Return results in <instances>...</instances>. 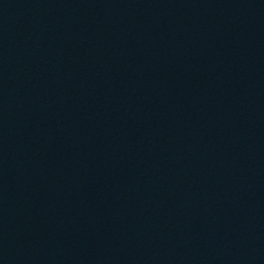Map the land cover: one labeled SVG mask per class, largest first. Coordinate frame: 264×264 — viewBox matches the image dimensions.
<instances>
[{
	"label": "water",
	"instance_id": "1",
	"mask_svg": "<svg viewBox=\"0 0 264 264\" xmlns=\"http://www.w3.org/2000/svg\"><path fill=\"white\" fill-rule=\"evenodd\" d=\"M0 264H264V0H0Z\"/></svg>",
	"mask_w": 264,
	"mask_h": 264
}]
</instances>
